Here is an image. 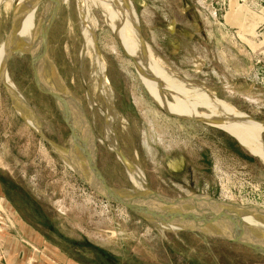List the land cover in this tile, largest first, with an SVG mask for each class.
<instances>
[{
    "label": "rangeland",
    "instance_id": "obj_1",
    "mask_svg": "<svg viewBox=\"0 0 264 264\" xmlns=\"http://www.w3.org/2000/svg\"><path fill=\"white\" fill-rule=\"evenodd\" d=\"M110 1L130 8L135 53L104 0H0V178L13 190L11 201L0 182V209L7 206L69 264L75 256L90 264H264V160L209 122L166 112L128 54L172 109L264 122V0ZM44 22L51 24L47 57ZM4 77L37 124L16 109ZM47 87L73 143L93 150L87 172L146 197L253 207L250 216L230 213L236 226H229L261 244L217 236L223 224L205 218L200 226L214 235L159 227L100 196L31 126L62 151L83 154L72 149V130ZM260 136L264 144V130Z\"/></svg>",
    "mask_w": 264,
    "mask_h": 264
},
{
    "label": "bare ground",
    "instance_id": "obj_2",
    "mask_svg": "<svg viewBox=\"0 0 264 264\" xmlns=\"http://www.w3.org/2000/svg\"><path fill=\"white\" fill-rule=\"evenodd\" d=\"M98 1H100V0H98ZM104 2H105L104 10L106 11V13L108 12V14L110 12H112V14L114 13V17H115L116 21L118 20L119 26L122 29V30L121 29L120 30L122 32V35L124 36V40L125 39L127 40V45H129V47H130L129 51H131L132 53L133 52L135 53V48H134V45H133V42L131 40V36L130 35H132L134 38H136L137 36L134 35V31L132 29L131 20H130L131 19V16H130L131 13H130L129 6H127L128 4L127 5L125 4L126 5V7H125L124 4H122V5L121 4H118V5L117 4H113V2L110 1V0H104ZM133 11H134V16L136 17L137 28H138L139 23H138V19H137V16H136L134 8H133ZM137 32H138V35H139V31H137ZM129 51H128V54L131 56V58L133 60H135V62L137 64V67H139L140 70H141L140 72L143 75V79L145 80L146 84L148 86H150V88L152 90L151 92L153 94V97H154L155 101L163 109H165L166 112L174 114L175 116H180L181 114H183V115H186V117L189 118V119L190 118L191 119H198V120H202V121H205V122H209L211 125H214V126L220 128V129L226 131V133H228L229 135L234 137L238 142H240V144L244 148H247L248 150L255 152L258 156H260L264 160V144L262 143V141L260 139V137H261L260 135H261V133L264 130V122L255 121L254 123H251V122H253L252 120H254L253 118H251L250 116H248L246 114L240 113V112H238L236 110H234V111L238 112L239 114L223 110L225 117H224V119L221 118L222 119L221 120V119H218L219 117H215V114H216L215 110L212 111V115H210V114L209 115H206V114L204 115L203 113L186 114V113L178 111L176 109L175 110L172 109V107L170 106L171 105L170 103H167L165 101V99L163 100L162 98H160V96H158L159 94H158V90H157L156 87L154 88V91H153V87H152L153 84L151 85L150 81L145 76L146 75V73H145L146 71L144 72L141 69V64L140 63H142V62H139V59H138L137 55H135V54L132 55ZM33 63H34V69H35V71H36V73L38 75V72H37V65H38L37 61H35L33 59ZM147 75H149V74H147ZM38 77L41 79V75H38ZM4 78H5V82L7 83V84L5 83L6 86L8 85L9 88H11V86H12L11 81H8V79L6 77H4ZM158 79H160L161 82L169 88V86L167 85L165 80H163L161 77L160 78L158 77ZM41 81H42V79H41ZM47 89L50 91V94L55 99L57 107H58L60 113L65 118V120L67 121L68 125L70 126V128L72 130V127H71L70 123L68 122V119L66 118V116L64 115V113L62 111V108H61L60 103H59V99H58L55 91H53L52 89H50L48 87H47ZM13 94L15 95V93H13ZM207 103L208 102L206 101V104ZM109 108H111V107H109ZM210 108H211V106H210ZM211 109L213 110L214 108H211ZM196 112H198V111H196ZM19 114H20V116L23 117V119L26 121V123L30 124L28 122L27 118L21 112ZM246 119L250 120L251 122L247 121ZM240 120L243 121V122H246L248 124H242V122ZM76 125H77V123H76ZM31 126L33 127V129L38 131V129L35 128L33 125H31ZM249 126L256 131V134H258L260 143L255 140L256 138H254V137H252L250 135H247L245 133L246 132L245 128L248 127V129H250ZM251 140H252L253 144L251 143ZM73 141L74 140H73V130H72V136H71V142H70L71 143V147H72V149H75V150L76 149L77 150L78 149H82L84 151L83 154L82 155L73 154V153H71L72 152L71 150L67 149V150L64 151L65 156L70 161H72L74 164L80 166L81 169L84 172L88 171V167H92V169H94L93 163L91 162L93 150H90V153L88 154L89 151L86 150L85 143H82V141H80V140L78 141L77 139L75 140V143H73ZM90 154H91V156H90ZM89 156H90V158H89ZM87 173H89V172H87ZM91 188H93L94 191H96L100 195L109 197L104 192L99 190L96 186L91 185ZM124 192L132 194V193H130L128 191H124ZM132 195L138 201L141 209L144 212H146L149 216H151V219L153 218V220H155L158 217V211H157L158 207H157V205H159V204L155 200L154 195H152L150 193V196L146 197V196H143V195L139 194L138 192H136V193H134ZM176 201L177 202L175 204L178 205L179 208L182 211H184L185 213H187L188 215H190V216H192V217H194L196 219L199 218L200 221L204 220V218H205V220H211L213 222H218V223L223 224V225L226 224V225H234V226H236L234 224V218L232 217V214H230L232 212L240 213V214L245 215V216H250L251 213L256 210V209L254 210L253 207L244 208V207L238 206L237 204H231V205L225 206L224 204L219 203V202H217L215 200L204 198V197H201V196H195V197L187 198V199H177ZM172 204H174V203H172ZM263 216H264V214H263ZM201 224H203L202 221H201ZM205 225H207V224L205 223Z\"/></svg>",
    "mask_w": 264,
    "mask_h": 264
},
{
    "label": "water",
    "instance_id": "obj_3",
    "mask_svg": "<svg viewBox=\"0 0 264 264\" xmlns=\"http://www.w3.org/2000/svg\"><path fill=\"white\" fill-rule=\"evenodd\" d=\"M43 27L47 30L46 38H45V44H46L45 45V50H46L45 55L47 57V55H48L47 54L48 53V32H49V29L51 27V24L44 22ZM12 36H14V32H12L10 38ZM10 38L8 39V42H9ZM4 68L6 70V63H5ZM6 73H7V71H6ZM6 88H7L8 92H9V94L13 100V104L16 107V109L17 110H18V108L22 109L24 111V113H26V115H28L37 124V119L33 115L31 109H29L22 101H20L19 98H17V96H15L7 86H6ZM85 117H86V115H85ZM37 127H38V125H37ZM37 132H39V134L44 138V140L56 151V153L63 159V161L66 164H68V166L74 172H76L78 174V176L83 181L88 183L90 187H91V185L96 186L99 190H101L107 196H109V197H106V196L100 195L98 193L100 196H102L106 200H109L113 203H117V204H120V205L128 208L129 210L134 212L136 215L141 216V217L145 218L146 220H149L153 223H156V225L159 227H160V225H162V226L168 225V226H173V227L177 228V231L190 230V231H195V232H202V233L207 234V235H214L215 230L206 229L203 226H200L201 221L199 219H196V218L188 215L184 211H182L179 208V206L175 204L177 202L176 201L177 199H171L168 197H164L162 195L152 194L150 192L152 195H154L155 200L159 204V205H157L158 217L155 220H153V218L151 219V216H149L146 212H144L141 209L138 201L136 200V198L132 194L124 192L125 190H118V189H115V188L109 186L108 183L106 182V180L100 174L99 170L97 171L98 174H91V173L84 172L80 166L74 164L72 161H70L65 156L64 151H62L59 147L55 146L54 144L50 143L42 135L41 129H39V127H38ZM91 132H92V135H91L92 140L94 142H96L95 134L93 131H91ZM239 144H240V142H239ZM121 157L124 158L122 155H121ZM204 198L211 199L209 197H204ZM172 203H174V204H172ZM220 227H218L219 230H217V233H219V235H217V236L222 235V237L227 239V240L237 241V242H240V243H243L246 245L248 244L251 246H252V243L253 244H261V241L258 240V238H256V236H254L253 233H250L247 231H241V230L237 231L236 229H233L232 226L225 225V224L221 228Z\"/></svg>",
    "mask_w": 264,
    "mask_h": 264
},
{
    "label": "crops",
    "instance_id": "obj_4",
    "mask_svg": "<svg viewBox=\"0 0 264 264\" xmlns=\"http://www.w3.org/2000/svg\"><path fill=\"white\" fill-rule=\"evenodd\" d=\"M3 200L4 194L0 187V201ZM1 209L0 264H69L60 259L56 248L46 239L24 222L13 218L7 206ZM74 264L80 263L75 261Z\"/></svg>",
    "mask_w": 264,
    "mask_h": 264
},
{
    "label": "trees",
    "instance_id": "obj_5",
    "mask_svg": "<svg viewBox=\"0 0 264 264\" xmlns=\"http://www.w3.org/2000/svg\"><path fill=\"white\" fill-rule=\"evenodd\" d=\"M8 181L9 180L7 178H2V177L0 178V182H1L2 186H3V190H4L5 194L7 195V197L9 198V200L13 201V199L11 197V194H12V191L13 190L10 189L11 186L8 184ZM74 258L80 264H90L87 259H85V258H83L81 256H79V257L78 256H75ZM99 258L102 260L101 257H99ZM102 261L103 262H107L106 260H102Z\"/></svg>",
    "mask_w": 264,
    "mask_h": 264
}]
</instances>
